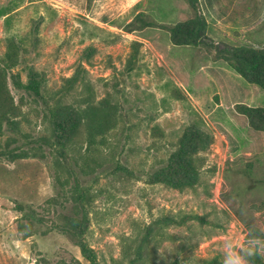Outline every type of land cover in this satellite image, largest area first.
<instances>
[{
  "label": "rangeland",
  "instance_id": "obj_1",
  "mask_svg": "<svg viewBox=\"0 0 264 264\" xmlns=\"http://www.w3.org/2000/svg\"><path fill=\"white\" fill-rule=\"evenodd\" d=\"M9 1L0 0V10ZM196 2L213 47L264 51V0ZM12 7L0 17V60L14 41L19 51L7 87L14 104L22 103L26 136L50 131L43 109L12 85V75L26 83L31 69L42 77L49 105L97 108L113 126L88 146L79 124L67 150L70 161H88L85 241L98 264H203L215 257L235 264L236 255L248 264L244 253L254 249L264 257V237L245 240L247 224L264 234V130L244 126L233 112L237 104L264 108V92L215 50L172 45L167 28L194 17L186 0H21ZM140 14L154 25L127 33ZM189 127L209 138L197 154L198 183L181 190L152 183ZM6 142L0 135V264H35L38 253L59 251L86 264L58 231L19 235L15 204L42 205L53 195L55 174L66 179L67 170L57 171L50 158L8 160ZM56 215L51 209L48 216Z\"/></svg>",
  "mask_w": 264,
  "mask_h": 264
},
{
  "label": "trees",
  "instance_id": "obj_2",
  "mask_svg": "<svg viewBox=\"0 0 264 264\" xmlns=\"http://www.w3.org/2000/svg\"><path fill=\"white\" fill-rule=\"evenodd\" d=\"M19 1L21 0H10L9 6L0 10V17L7 15L13 9L12 6H17ZM186 1L192 8L194 17L167 28L166 32L172 45L215 50L216 56L245 82L264 92V51L226 45L222 48L213 47L205 36L206 22L197 10L196 0ZM153 25V22L140 14L127 24L124 30L132 33ZM8 42L7 52L0 60V135H5L7 140L2 153L11 161L50 158L57 171L67 170L66 179L55 174L53 195L42 205L33 207L28 204H15V209L19 213L18 233L22 238H29L36 234L58 231L78 248L86 264H98L96 254L85 241L92 200L89 187L83 185V175H86L84 165L88 164V161L84 159L82 164L77 159L70 161L67 150L72 134L79 124L82 123L85 127L88 146H93L97 137H102L113 126L104 112H96L97 108L49 105L42 94L43 79L39 73L31 69L27 73L26 83L20 81L19 74L12 75V85L17 91H23L31 100L30 103L43 109L50 131L48 135L29 139L20 127L22 103L14 104L7 87V73L17 64L19 51L17 49L19 46L14 41ZM233 112L244 126L251 125L264 130V108L237 104ZM208 143L209 138L202 131L187 128L180 137L177 148L168 156L166 165L150 176L151 182L163 183L178 190L195 186L199 181L200 160L197 154ZM51 209L56 212L57 218H54L56 216L49 218ZM246 230V241L261 240L264 237L262 231L253 224H247ZM244 256L248 264H264V257L255 249L245 251ZM34 261L35 264H83L65 251L54 254L38 253ZM203 264L226 263L215 257L204 261Z\"/></svg>",
  "mask_w": 264,
  "mask_h": 264
},
{
  "label": "clouds",
  "instance_id": "obj_3",
  "mask_svg": "<svg viewBox=\"0 0 264 264\" xmlns=\"http://www.w3.org/2000/svg\"><path fill=\"white\" fill-rule=\"evenodd\" d=\"M251 254V253H250ZM234 261H235V264H243L242 260L240 259V257L238 255H236L234 257Z\"/></svg>",
  "mask_w": 264,
  "mask_h": 264
}]
</instances>
